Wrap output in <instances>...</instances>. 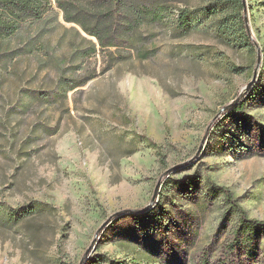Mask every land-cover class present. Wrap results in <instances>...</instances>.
<instances>
[{"label":"rangeland","instance_id":"rangeland-1","mask_svg":"<svg viewBox=\"0 0 264 264\" xmlns=\"http://www.w3.org/2000/svg\"><path fill=\"white\" fill-rule=\"evenodd\" d=\"M243 3L249 47L209 17L179 37L174 15L144 27L134 49L83 60L97 40L55 3L23 25L13 45L30 52L0 69V216L38 212L0 224V264H264V231L227 255L238 217L206 197L225 188L264 222V0ZM61 77L85 83L51 103L30 98Z\"/></svg>","mask_w":264,"mask_h":264},{"label":"trees","instance_id":"trees-1","mask_svg":"<svg viewBox=\"0 0 264 264\" xmlns=\"http://www.w3.org/2000/svg\"><path fill=\"white\" fill-rule=\"evenodd\" d=\"M54 3L63 13L67 23L78 26L84 35L97 40V44L92 43V48L81 54L83 60L97 54L98 50L134 49L137 47L139 32L144 27L165 24L166 20L174 15L176 18L172 23L179 37L189 35L197 24L204 23L206 17H209L215 20L220 38L235 46L250 45L243 15L245 11L243 0H210L205 6L195 10L187 7L186 0H0V69L9 68L21 55L30 52L31 43L26 44L24 48H18L13 45V40L21 32L23 25L42 20L51 11ZM198 13L204 14L198 16ZM84 83L74 80L67 82L61 77L53 92L31 91L30 98L41 103H51L57 96L66 97L68 92L83 86ZM242 110L243 106H239L235 112L243 114ZM147 141L164 159L162 147L151 139ZM180 184L182 183L178 186ZM196 186V178H191L188 189ZM206 197L211 201H217L222 197L228 207L225 213L226 220L231 216L238 217L240 228L235 232L237 237L230 244L227 255L240 246L252 247L255 233L264 231V222L249 219L245 210L225 188L212 185ZM2 209L3 206L0 205V215ZM37 212V209L11 210L7 216H0V224L12 229ZM254 252L255 248L252 251L248 250L247 253L253 255ZM106 262L118 264L110 259ZM203 264L209 262L204 261Z\"/></svg>","mask_w":264,"mask_h":264},{"label":"water","instance_id":"water-1","mask_svg":"<svg viewBox=\"0 0 264 264\" xmlns=\"http://www.w3.org/2000/svg\"><path fill=\"white\" fill-rule=\"evenodd\" d=\"M255 78H256V76H254L253 81L255 80ZM252 83H253V82H252ZM252 83L249 84L248 87H251ZM225 109L227 110L228 107H226ZM158 187H159V184H158V186H157V188H156V191H155V194H154V196H153V199H152V201H151L150 206H152V205L154 204V202H155L156 195H157V191H158ZM150 206H147V208H145V210H148V209L150 208ZM145 210H144V211H145ZM124 213H128V211H125V212H122V213H117V214L113 215L112 217H110V218H109V219L103 224V226L101 227V229H104L105 227H107V226L109 225V223H111L116 217H118V216H120V215H122V214H124Z\"/></svg>","mask_w":264,"mask_h":264}]
</instances>
